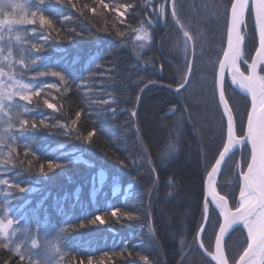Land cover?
<instances>
[{
  "label": "trees",
  "instance_id": "1",
  "mask_svg": "<svg viewBox=\"0 0 264 264\" xmlns=\"http://www.w3.org/2000/svg\"><path fill=\"white\" fill-rule=\"evenodd\" d=\"M169 1L27 0L11 66L28 87L0 136V220L11 221L0 264H213L196 238L204 175L225 141L216 70L228 0ZM141 25L151 37L143 46ZM184 33L192 66L177 91L190 58ZM244 35L249 60L252 18ZM224 93L241 135L248 99L226 79ZM248 159L243 144L217 175L232 207L243 189L235 169ZM208 204L201 242L211 251L219 215ZM246 243L235 226L230 263Z\"/></svg>",
  "mask_w": 264,
  "mask_h": 264
},
{
  "label": "snow or ice",
  "instance_id": "2",
  "mask_svg": "<svg viewBox=\"0 0 264 264\" xmlns=\"http://www.w3.org/2000/svg\"><path fill=\"white\" fill-rule=\"evenodd\" d=\"M226 19H227V33L226 44L227 49L225 53L226 66L228 74L231 76L232 82L238 84L239 87L246 91L251 96V109L247 115V134L246 137H235V119L234 110L229 104V100L223 91V81L221 79L218 86L219 90V105L223 109V116L227 118V132L233 135L230 136V142L239 144L243 142V139L248 138L253 145V160L250 162L248 172L244 174L245 182H255L257 174L264 172V76H261L257 72L259 65L264 63V0H228L225 6ZM246 13L248 19L253 16L255 18V27L259 36V48L257 49V55L252 59L251 64L248 65V74L239 71V62L243 60L244 52L243 45L245 42L244 29L246 27L245 18ZM50 23V22H49ZM115 27V26H113ZM107 31V29H103ZM117 34L121 33L117 30ZM138 38L147 40L148 34L146 31H138ZM247 63V61H245ZM189 72H191V66H189ZM59 75L58 73H53ZM186 77L185 84L187 79ZM61 80L63 77L61 76ZM185 84H181L176 90L180 91L185 87ZM170 87V86H169ZM67 91V89H65ZM107 102V101H106ZM81 113H77L79 117ZM135 115V113H133ZM76 121H73L75 123ZM94 135L93 132H89L87 137L90 138ZM219 158V157H218ZM220 159V167L222 166L223 158ZM52 165H50L51 167ZM219 169L209 171L206 178V195L203 205L204 217L203 223L198 229L197 238L200 239L201 235L206 231L208 226V196L214 194V174L218 173ZM4 183V181H0ZM118 214V213H116ZM129 219L136 218L131 213H124ZM243 219V217H236ZM95 221H90L94 223ZM149 231H153L149 228ZM203 242H201V245ZM141 259L147 261V257H141Z\"/></svg>",
  "mask_w": 264,
  "mask_h": 264
},
{
  "label": "water",
  "instance_id": "3",
  "mask_svg": "<svg viewBox=\"0 0 264 264\" xmlns=\"http://www.w3.org/2000/svg\"><path fill=\"white\" fill-rule=\"evenodd\" d=\"M252 20L254 24L256 44L252 52V55L250 57V60L247 61V63H245L247 67V72L245 75L248 74V65L251 64L252 59L256 57L257 49L259 48V36H258V32L256 31V27H255L254 16L252 17ZM184 36L190 41V38L187 34H184ZM190 46H191V57L189 60V65L187 68L185 79L186 77H189V74H190L189 66L192 65L191 41H190ZM226 46L227 44H226V38H225L224 49L222 51V54H221V57H220V60L217 66V70H216V92H217L218 102H219L218 86L222 79L223 91H224V76H225V73L227 72L226 66L222 67V65H226V61H225V53L227 51V49L225 48ZM261 65H259L257 68L258 74H259V69ZM238 90L247 97L249 103H248V110H247V114H246V118L244 122L243 135L238 136L236 134V128H234V135L235 137L244 138L246 137V134H247V115H248V111L251 109V96L244 90L243 91L240 89ZM221 111L223 113L222 108H221ZM224 118H225V123H226L225 142L216 160L214 161V163L212 164V166L207 171L204 177L203 205L205 202V195H206V182L205 181H206L207 174L209 173V171L217 169V168L220 171L226 159L234 152L235 149L240 148L242 143H245L249 148V160H248V163L244 171L239 172V177L241 180L243 191L240 192L238 196L240 199H242L243 197V200L239 199L238 204L235 207H231L226 197L220 194L216 189L212 196L207 197L208 201L221 205V212L219 213L220 221H219V225L217 227V230H216V233L213 239L212 250L210 253L204 250V253L211 259L213 264H230L226 257L225 249H224V242H225V239L228 233L236 225L243 224L244 226V223L248 222L253 215H255L256 213H259V216L262 214L261 222L259 223L258 226H256V228L252 231L250 235L248 234L246 246L244 247V249L238 256V258L235 260V262L232 264H247L250 260H254L255 264H264L263 263L264 261V172H260L257 174V179L255 180V182H245L244 174L248 172L250 162L253 160V145L250 142V139L248 138L243 139L242 143L233 145V143L230 142V136L233 134L227 132V118L226 117ZM218 157L223 158L221 167H220V159ZM218 173L214 174V177L217 176ZM236 217H243V219L236 218Z\"/></svg>",
  "mask_w": 264,
  "mask_h": 264
},
{
  "label": "rangeland",
  "instance_id": "4",
  "mask_svg": "<svg viewBox=\"0 0 264 264\" xmlns=\"http://www.w3.org/2000/svg\"><path fill=\"white\" fill-rule=\"evenodd\" d=\"M27 0H0V136H6L11 130L8 123L10 109L12 108L14 102L17 100V96L22 93L27 86L26 82L15 76L12 72V44L15 40H19L24 33L22 30V26L24 25V5ZM138 31H146L148 34V39H140L138 38ZM135 39L137 43L141 46L151 41V37L145 27V25H141L135 32ZM244 51V50H243ZM252 55V54H251ZM245 56V55H244ZM243 56V60H241L238 64L240 71L246 73V66L244 61L248 59ZM251 57V56H250ZM264 66V64H263ZM230 84V86H234L231 76L225 73V77ZM234 88V87H233ZM231 106V105H230ZM211 167V166H210ZM240 170V169H239ZM238 167H236L235 171L239 175ZM215 181V187L217 189L218 184ZM218 190V189H217ZM215 208L217 209L218 215L221 212V205L216 204ZM209 212V204L207 209V215ZM204 217V212H203ZM259 217V213L255 214L251 217L248 223H254ZM203 223V218L201 225ZM5 225L7 227H5ZM200 225V226H201ZM10 230V220H0V233L4 235H8ZM198 233V232H197ZM197 246L204 252L207 249L201 245V237L200 239L196 238ZM213 245V243H212Z\"/></svg>",
  "mask_w": 264,
  "mask_h": 264
},
{
  "label": "bare ground",
  "instance_id": "5",
  "mask_svg": "<svg viewBox=\"0 0 264 264\" xmlns=\"http://www.w3.org/2000/svg\"><path fill=\"white\" fill-rule=\"evenodd\" d=\"M173 4V0H170L169 1V6H170V8L172 9V5ZM254 50V49H253ZM185 82V81H184ZM183 82V84H185ZM234 84V83H233ZM234 88L235 89H240V90H242L240 87H239V85L238 84H234ZM177 89V88H176ZM243 91V90H242ZM235 119V118H234ZM235 124H236V122H235ZM5 143V141H0V146H2L3 144ZM207 173V172H206ZM206 175V174H205ZM205 175H204V177H205ZM98 179H99V176H98ZM213 179H214V182H215V177H213ZM92 180H94L93 178H92ZM110 180H111V184H113L114 183V179H111L110 178ZM204 181V180H203ZM215 186V185H214ZM214 189H215V187H214ZM204 192V191H203ZM246 197H247V195H246ZM97 200H98V202H100V200H101V194H99L98 196H97ZM240 200H243V197H242V199H240ZM204 212V211H203ZM261 216H262V214L259 216V218L254 222V223H247V222H245L244 223V227H245V229H246V231H247V233L250 235L251 233H252V231L256 228V226H258L259 225V223L261 222ZM7 236H1V238H6ZM247 264H255V262H254V260H250Z\"/></svg>",
  "mask_w": 264,
  "mask_h": 264
},
{
  "label": "clouds",
  "instance_id": "6",
  "mask_svg": "<svg viewBox=\"0 0 264 264\" xmlns=\"http://www.w3.org/2000/svg\"><path fill=\"white\" fill-rule=\"evenodd\" d=\"M174 145V144H173ZM5 227H7L6 225H5Z\"/></svg>",
  "mask_w": 264,
  "mask_h": 264
}]
</instances>
